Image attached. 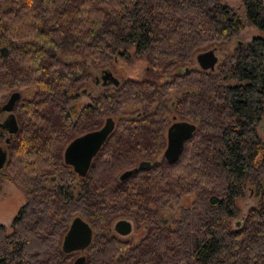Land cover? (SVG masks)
<instances>
[{"label": "trees", "instance_id": "1", "mask_svg": "<svg viewBox=\"0 0 264 264\" xmlns=\"http://www.w3.org/2000/svg\"><path fill=\"white\" fill-rule=\"evenodd\" d=\"M240 3L0 0V106L13 92L33 93L15 104L8 143L0 131V186L5 178L24 198L9 230L0 225V264H70L59 246L73 217L92 230L84 264H264V39L236 43L213 72L189 67L245 27L264 32V0ZM131 56L176 73L163 86L126 79L75 106L89 97L81 86L91 67ZM136 104L140 112L119 117ZM169 115L195 125L173 164L161 156ZM105 117L115 129L76 177L62 151ZM140 162L149 166L118 180ZM250 190L256 204L236 225V201ZM188 196L172 226L158 223ZM119 217L144 228L135 248L108 231Z\"/></svg>", "mask_w": 264, "mask_h": 264}, {"label": "water", "instance_id": "2", "mask_svg": "<svg viewBox=\"0 0 264 264\" xmlns=\"http://www.w3.org/2000/svg\"><path fill=\"white\" fill-rule=\"evenodd\" d=\"M215 47L196 53L193 56L194 64L201 71L213 72L218 63L215 56ZM99 81L101 86L112 85L116 87L118 81L111 75L107 69L99 70ZM83 91V90H82ZM18 92L11 93L6 101L0 106L1 113H7L6 117L0 121V129L8 135H14L17 132V123L12 113L16 101L19 99ZM114 127V119L106 117L103 124L97 130L86 132L70 140L64 147L61 157L65 166L71 168V171L79 178L85 176L91 160L95 157L100 147L104 144ZM195 131V125L187 121L171 122L165 132V147L161 152L162 158L167 163H174L183 148V144ZM5 161V153L0 150V169ZM147 162H140L137 167L122 172L118 180L124 181L128 176L134 174L137 170L148 167ZM113 230L120 236H124L130 231V224L127 221H117ZM91 229L89 225L79 217H74L70 221L68 228L62 237L60 249L64 254L73 252H83L91 242ZM1 261V260H0ZM84 257H77L71 264H84Z\"/></svg>", "mask_w": 264, "mask_h": 264}, {"label": "rangeland", "instance_id": "3", "mask_svg": "<svg viewBox=\"0 0 264 264\" xmlns=\"http://www.w3.org/2000/svg\"><path fill=\"white\" fill-rule=\"evenodd\" d=\"M219 2L227 6L231 10L240 9L241 6L240 0H219ZM255 36L257 37L259 36L260 38L264 39V32H260L252 27H245L235 37H233L227 44H224L221 47L215 46L216 49L215 56L217 57L218 61H220L222 56L226 52L232 51L235 48L236 43L244 45L247 42H249V40L252 37ZM129 52H131L130 54H132V49H130ZM189 67L197 68V66L194 63L189 65ZM90 69H92L91 81L88 80L81 86V88H85L89 97L78 95L79 97L76 100L75 106L79 108L82 107L83 104L89 102L91 98L95 97L100 91V85H99L100 69H107L111 73V75L120 82L121 81L123 82L126 79H130L133 81L146 80L151 83H154L156 86L165 85V82L168 81L176 73L175 71H171V70L166 71L163 69L161 65L157 66L155 64H152L146 61L144 58H134L133 56H131L128 61L117 59L114 62H111L106 66H103L102 68L91 67ZM85 90L83 91L81 90V94L82 93L84 94ZM20 97L21 98L26 97L30 99L33 98V93L25 92ZM20 97L16 101V103L20 101ZM140 111L141 108L139 104H136L135 106L127 105L121 109V113L119 117L130 116L132 115V113L140 112ZM260 123L261 124H259L257 128V133L260 136V138L264 140V122L261 121ZM114 140L115 137L113 138V141ZM3 174H5L4 170H3ZM4 180L5 182H3V184H1L0 186V225L4 226V228L8 231L12 219L16 215L19 207L24 202V198L22 195H20L19 191L9 180H6L5 178ZM249 194L250 193L246 192L244 197L236 201V207L238 208V215L233 221H238L239 219H241V217L244 216L247 208L256 204V200L253 198V196H250ZM192 200H193V196L185 197L177 205H173L170 209L160 211L157 218L158 223H160L165 227L172 226L173 224L172 222L178 218V212L180 208L189 207ZM113 221L109 223V228H112ZM132 226H133L132 231L128 236L125 237L118 236V237L125 239L126 241H128V244L132 248H135V246H137V244L141 241L142 237L145 235L144 232L145 230L143 227H140L138 225H135L134 227V225L132 224ZM140 250L139 247L136 248L137 253H140ZM73 258H75V255Z\"/></svg>", "mask_w": 264, "mask_h": 264}, {"label": "flooded vegetation", "instance_id": "4", "mask_svg": "<svg viewBox=\"0 0 264 264\" xmlns=\"http://www.w3.org/2000/svg\"><path fill=\"white\" fill-rule=\"evenodd\" d=\"M130 80V79H129ZM118 81V85L117 86H119L120 84H121V82L119 81V80H117ZM100 81H99V85H100ZM109 85H106V86H101L100 85V88H106V87H108ZM110 86H112V85H110ZM116 86V87H117ZM112 87H114V86H112ZM89 96V95H88ZM16 104V103H15ZM2 105V104H1ZM14 107H15V105H14ZM13 111H14V108H13ZM13 111H12V113H13ZM1 113V112H0ZM14 114V113H13ZM6 115H7V113H1V118H0V121H2L5 117H6ZM136 115H138V114H136ZM135 115V116H136ZM106 118V117H105ZM104 118V119H105ZM104 119L102 120V122H101V124H100V126L99 127H97L96 129H93V130H97L98 128H100L101 127V125L103 124V121H104ZM175 121H182V120H180V119H178L176 116H174V115H169L168 116V118H167V123H166V125H165V128H164V130H163V141H164V147H165V132H166V128L168 127V125L171 123V122H175ZM17 123V122H16ZM114 129H115V124H114V127H113V130H112V132L114 131ZM93 130H89V131H93ZM0 131L1 132H3V134L2 135H4V142L5 143H8L9 142V139L11 138V136H13V135H8L5 131H3V130H1L0 129ZM17 131H18V124H17ZM89 131H87V132H89ZM111 132V133H112ZM17 133V132H16ZM15 133V134H16ZM110 133V134H111ZM14 134V135H15ZM110 134H109V136H110ZM82 135V134H81ZM79 136V135H78ZM108 136V137H109ZM77 137V136H76ZM107 137V138H108ZM107 140V139H106ZM105 143V142H104ZM103 146V145H102ZM101 146V147H102ZM101 147H100V149H101ZM163 147V148H164ZM100 149H99V151H100ZM0 150L1 151H3L1 148H0ZM98 151V152H99ZM4 152V151H3ZM97 152V153H98ZM5 153V152H4ZM97 155V154H96ZM5 157H6V154H5ZM92 161V160H91ZM139 164V163H138ZM137 164V165H138ZM137 167V166H136ZM127 171V170H126ZM124 172V171H123ZM87 173V172H86ZM121 174V173H120ZM75 175V174H74ZM86 175V174H85ZM76 176V175H75ZM77 177V176H76ZM85 177V176H84ZM83 178V177H82ZM250 194V196H252V192H251V190H250V192H249ZM74 218V217H73ZM80 218V217H79ZM72 219H70V221H71ZM70 221L68 222V224H67V227H66V230H67V228H68V225H69V223H70ZM84 221V220H83ZM117 221H127V222H129V224H130V231H129V233L128 234H126V235H124V236H120V235H118L117 233H115V231L113 230V226H114V224L117 222ZM85 222V221H84ZM235 222V224L236 225H240L241 224V222H242V219H239L238 221H234ZM113 224H112V228H109V225L107 226V229H108V231L110 232V233H112L114 236H116V237H125V236H128L129 234H130V232L132 231V224L135 226V224L131 221V219H129V218H126V217H119V218H117L116 220H114L113 222H112ZM2 226V225H1ZM90 227V226H89ZM91 229V228H90ZM66 230H65V232H66ZM65 232H64V234H65ZM91 232H92V230H91ZM64 234L62 235V237L64 236ZM91 238H92V235H91ZM61 240H62V238H61ZM60 245H61V241H60ZM88 247V246H87ZM87 247L83 250V252H73V253H70L71 255H75V258H73V260L74 259H76L77 257H80V256H83L84 257V260H85V252H86V249H87ZM59 248H60V246H59ZM60 251H61V249H60ZM62 252V251H61ZM63 253V252H62ZM64 254V253H63ZM67 255H69V254H67ZM72 260V261H73ZM72 261H71V263H72ZM70 263V264H71Z\"/></svg>", "mask_w": 264, "mask_h": 264}, {"label": "bare ground", "instance_id": "5", "mask_svg": "<svg viewBox=\"0 0 264 264\" xmlns=\"http://www.w3.org/2000/svg\"><path fill=\"white\" fill-rule=\"evenodd\" d=\"M17 104V103H16ZM182 154V153H181ZM97 157V156H96ZM173 164V163H172ZM133 222V221H132ZM135 227V226H134ZM85 262H86V260H85Z\"/></svg>", "mask_w": 264, "mask_h": 264}]
</instances>
